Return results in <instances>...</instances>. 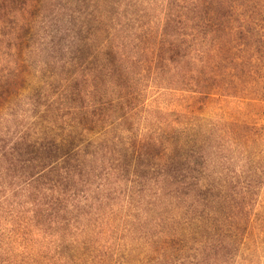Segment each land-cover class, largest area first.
I'll use <instances>...</instances> for the list:
<instances>
[{
  "label": "trees",
  "instance_id": "1",
  "mask_svg": "<svg viewBox=\"0 0 264 264\" xmlns=\"http://www.w3.org/2000/svg\"><path fill=\"white\" fill-rule=\"evenodd\" d=\"M261 119L264 0H0V264H264Z\"/></svg>",
  "mask_w": 264,
  "mask_h": 264
},
{
  "label": "rangeland",
  "instance_id": "2",
  "mask_svg": "<svg viewBox=\"0 0 264 264\" xmlns=\"http://www.w3.org/2000/svg\"><path fill=\"white\" fill-rule=\"evenodd\" d=\"M260 122L264 125V119H261ZM259 150L261 153L256 154V156H248L249 160L246 161L240 160V156L236 157L234 165L231 167V171L235 172L237 176L236 181H238L240 184L242 183V185H245V183L250 178L251 167H254L255 165L258 166L259 172L257 177H254L255 185H253V201H255V204L264 203V144L258 146L257 152Z\"/></svg>",
  "mask_w": 264,
  "mask_h": 264
}]
</instances>
